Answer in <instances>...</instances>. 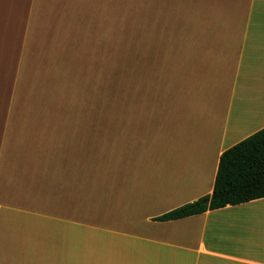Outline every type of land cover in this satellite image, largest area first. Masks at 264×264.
<instances>
[{"label":"crops","instance_id":"crops-1","mask_svg":"<svg viewBox=\"0 0 264 264\" xmlns=\"http://www.w3.org/2000/svg\"><path fill=\"white\" fill-rule=\"evenodd\" d=\"M100 8L0 0V54H123L107 68L125 72L107 111L0 97V264H264V199L155 221L211 195L221 154L264 129V0L164 19L143 3L123 43Z\"/></svg>","mask_w":264,"mask_h":264},{"label":"rangeland","instance_id":"rangeland-1","mask_svg":"<svg viewBox=\"0 0 264 264\" xmlns=\"http://www.w3.org/2000/svg\"><path fill=\"white\" fill-rule=\"evenodd\" d=\"M4 1L15 0H1ZM76 1L86 6L101 7L100 17L104 21L122 23L123 27L117 28L116 31L121 43H123L124 24L136 23L139 28L143 3L149 5V8L157 3L163 4L165 10L158 12L162 19L169 17L167 14L171 11L170 7L180 9L181 17L187 14L197 15L199 12L196 11L200 9H190L191 3L184 0ZM123 60V54L111 58L105 57L101 65H84L78 69L79 66L63 64L61 57L0 54V97H29L35 101L37 110H50L56 115L74 112L91 113L100 109L107 111L111 91L114 94V86L123 83L125 79L123 70H111L109 68L113 66L109 64L117 63L116 67L123 68ZM85 62L100 63L92 57H86Z\"/></svg>","mask_w":264,"mask_h":264},{"label":"trees","instance_id":"trees-1","mask_svg":"<svg viewBox=\"0 0 264 264\" xmlns=\"http://www.w3.org/2000/svg\"><path fill=\"white\" fill-rule=\"evenodd\" d=\"M261 199H264V129L221 154L211 195L155 221L182 220Z\"/></svg>","mask_w":264,"mask_h":264},{"label":"bare ground","instance_id":"bare-ground-1","mask_svg":"<svg viewBox=\"0 0 264 264\" xmlns=\"http://www.w3.org/2000/svg\"><path fill=\"white\" fill-rule=\"evenodd\" d=\"M100 1H104V0H100ZM184 1H186L188 3H191L190 9H192V10H198V8L201 9V7L204 6V4H206L207 2H210V0H184ZM207 4H211V2L210 3H207Z\"/></svg>","mask_w":264,"mask_h":264}]
</instances>
